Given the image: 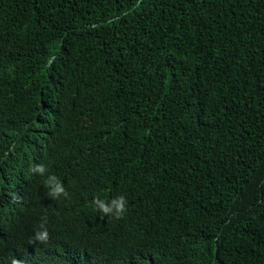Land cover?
<instances>
[{"label":"trees","instance_id":"trees-1","mask_svg":"<svg viewBox=\"0 0 264 264\" xmlns=\"http://www.w3.org/2000/svg\"><path fill=\"white\" fill-rule=\"evenodd\" d=\"M31 159L72 192L0 264H264V0H0V198ZM119 195L107 246L70 238Z\"/></svg>","mask_w":264,"mask_h":264},{"label":"clouds","instance_id":"clouds-1","mask_svg":"<svg viewBox=\"0 0 264 264\" xmlns=\"http://www.w3.org/2000/svg\"><path fill=\"white\" fill-rule=\"evenodd\" d=\"M30 123V120L29 122ZM33 134L37 139L41 140L46 137V132L43 127L34 128ZM46 145L40 149V155L45 150ZM3 155L7 156L5 151ZM66 172V167H60L58 173ZM6 197L0 198V245L6 238L26 220L28 213L26 208L31 207L34 211L47 212L48 215L56 216L62 214L66 205L68 192L71 193L69 184L64 181L46 164L36 162L32 159L27 161L23 169L9 181ZM89 219L81 223L84 226H79L81 223L75 224L65 231L70 238L76 241L90 240L98 247L102 248L108 239L114 237V232H109L108 226L113 225V219H121L127 211V199L124 195L113 197L111 200L94 197L91 201L84 202ZM100 222V226L96 222ZM108 225V226H107ZM49 241V232L45 223H41L35 231L30 243L37 242L46 244ZM12 264H21L17 259L12 260Z\"/></svg>","mask_w":264,"mask_h":264}]
</instances>
